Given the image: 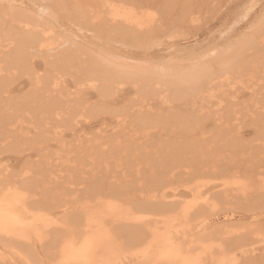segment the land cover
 <instances>
[{"label":"bare ground","instance_id":"obj_1","mask_svg":"<svg viewBox=\"0 0 264 264\" xmlns=\"http://www.w3.org/2000/svg\"><path fill=\"white\" fill-rule=\"evenodd\" d=\"M160 1L0 0V264H264V5L132 63L197 27Z\"/></svg>","mask_w":264,"mask_h":264},{"label":"rangeland","instance_id":"obj_2","mask_svg":"<svg viewBox=\"0 0 264 264\" xmlns=\"http://www.w3.org/2000/svg\"><path fill=\"white\" fill-rule=\"evenodd\" d=\"M180 1H182V0H179V1L178 0H161L160 2L164 4L163 7L164 6L166 7V8L165 7L164 8L167 10V14L169 16H171V18L173 20L177 19V18L179 19L180 14H182V11H183V13H185L186 11L191 9L192 12H194V11L197 12L196 9L198 8L197 10L199 11V13L198 12L197 13L199 14L200 17H199V22L196 25L197 27H195V26L193 27L192 25H190L189 27H187V30L179 29L180 31L182 30L181 31L182 33L180 31H178L177 32L178 36H175L174 39L172 37H174V35L176 34L175 32H174L173 36L171 37V39L170 38L169 39L164 38L165 39L164 40L161 38L160 41L158 40V43L156 44L157 47L156 48H153L155 46L151 47L150 51L148 49L145 50V49L141 48L142 50L139 53L138 50H140V48H135L136 49L135 50L133 48L129 49L127 47H122L120 49V53H123L124 55L128 54V58L129 57L131 58L128 61L131 62L133 60L132 63L135 62L138 64H139V61H141V60H142V62L144 60H146V61H148L147 63H156V61H157V63H160L159 61L162 58L164 60H166V59L168 60V58L175 57V55L178 56L177 51H179V50H180V52L182 50L183 55L184 54L186 55V56L184 55L185 58H190V60L196 54L201 55V58H204L206 56V54L209 52V49L211 50L212 48H220L221 46H224L222 44H225L226 41L234 40L238 34H240L241 32L244 31V28L246 27L247 22L249 23L250 21L252 22L255 20L256 15L260 11V8H262L264 5V3H263L264 0H201V1L199 0L198 1L199 3L195 2L197 0H194L193 3H190V2H192V0H190V2H188V0H184L183 4H184L185 8H183V7H181L182 5H181ZM33 2L35 3V1H33ZM168 2H170L169 6H168ZM187 2L190 4L189 7L185 6V4H188ZM193 4L197 8L193 9V7H195ZM175 5L176 6L178 5L177 9H176ZM173 6H175L174 9H173ZM248 6L252 7V8L251 9L249 8L247 11L248 12L247 16L243 17V12L246 11ZM182 8L184 10H182ZM177 10H179V11H177ZM177 13H179V15ZM174 15H176L177 18ZM169 16H167V17L170 18ZM173 17H175V18H173ZM60 23L62 24L61 26L64 27L65 29L69 28V24L67 25L66 22H60ZM67 31H70V30H67ZM68 33L69 32H67V34ZM178 33H180V34H178ZM170 41H172V42H170ZM94 42L96 44L100 43L96 40ZM159 42H161V43L163 42L162 45ZM165 44H167V45H165ZM171 45L174 48V51L173 50H169V51L167 50V48L170 47ZM98 48L99 47H96L95 49L98 50ZM173 48H170V49H173ZM189 48L192 49V53L190 52ZM177 49H179V50H177ZM144 50L146 52H144ZM165 50H167L168 52ZM171 51L173 53L176 51L174 53L175 55H172ZM182 52L180 54H182ZM154 57H156V58H154ZM137 58L138 59L140 58L139 61ZM37 60L41 61V59H37ZM122 60H124V59H122ZM77 61L78 60H75L74 63H76ZM23 92L24 91H18V92L13 93V95L17 96ZM130 97H132V96L128 91L127 94H125L124 99L121 97L118 100V102L116 103V107L118 109H120V107H124L125 102H127L126 100H128V98H130ZM92 125H95L94 127L96 128V122L93 121ZM250 137H251L250 135L247 136L246 137V138H248L247 140H249ZM10 163L14 164L15 160L11 159Z\"/></svg>","mask_w":264,"mask_h":264}]
</instances>
